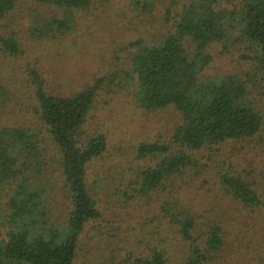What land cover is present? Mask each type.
I'll use <instances>...</instances> for the list:
<instances>
[{
    "label": "rangeland",
    "instance_id": "1",
    "mask_svg": "<svg viewBox=\"0 0 264 264\" xmlns=\"http://www.w3.org/2000/svg\"><path fill=\"white\" fill-rule=\"evenodd\" d=\"M15 1L14 9L0 20V34L15 39L19 49L16 54L0 53V83L4 86L0 129L21 128L35 134L37 159L33 163L41 171L36 181L44 189L48 218L47 225L38 218L35 232L45 234L47 226L62 232L70 210L60 151L39 117V88L51 95H70L104 77L79 130L82 141L98 134L106 137V150L86 169V186L100 217L85 224L71 264H131L154 251L164 253V264H191L197 255L192 253L195 245L206 255L200 264H264L262 211L235 200L219 180L233 166L264 195V129L259 138L230 141L213 150H186L196 164L177 175L173 184L137 192V173L163 157H138L137 146L143 142L172 145L180 114L173 105L151 110L138 105L137 74L131 62L136 47L132 43L138 38L158 40L166 34L161 8L166 7L163 1L171 0H90L88 7L67 9L69 18L58 12L60 19L65 18L63 24L61 20L51 23L52 17L48 23L36 22L39 13L47 19L56 10L41 0ZM208 52L207 75H244L251 67L243 57L247 53L243 45L223 49L213 43ZM249 90L264 116L263 83L257 80ZM180 148L172 145L171 152L164 155ZM8 188L0 186V233L10 227ZM177 211L192 216L196 244L181 236L175 218L182 216L173 214ZM212 225L220 228L221 244L216 250H207Z\"/></svg>",
    "mask_w": 264,
    "mask_h": 264
},
{
    "label": "trees",
    "instance_id": "2",
    "mask_svg": "<svg viewBox=\"0 0 264 264\" xmlns=\"http://www.w3.org/2000/svg\"><path fill=\"white\" fill-rule=\"evenodd\" d=\"M15 3L0 0V20L14 9ZM41 3L56 10L47 19L39 13L34 18L36 22L48 23L52 17L51 23L61 20L63 24L65 18L60 19L58 12L69 18L67 9L88 7L90 0ZM163 4L166 7L161 8L160 16L167 23L166 34L148 42L144 38L135 40L132 45L136 50L130 60L137 74L138 105L146 110L173 105L179 112L180 122L174 128L171 144L181 148L165 156L172 145L143 142L137 146L138 157L163 155L155 165L137 173L140 193L173 184L177 175L194 166L196 161L186 150H213L230 141L259 138L264 129V116L255 107L249 90L257 80L264 85V0H171ZM16 43L9 35L0 34V53H18ZM213 43H219L223 49L243 45L247 52L243 57L249 59L251 67L244 75H207L204 69L211 60L208 48ZM33 75L38 80V73ZM104 80L99 77L92 85L70 95H51L41 88L38 91L39 117L58 145L61 175L70 202L62 232L59 227L48 226L45 234L35 232L38 218L42 217L45 225L48 222L43 207L44 189L36 181L41 171L33 163L37 159L35 134L21 128L0 129V186L10 188V227L0 233V264H71L85 224L100 217L86 186V169L93 158L106 150V137L98 134L82 141L79 130ZM3 94L4 86L0 83V97ZM235 169L231 166L219 175L223 190L242 205L259 209L264 217V195ZM173 214L182 216L175 218L181 236L196 244L191 234L195 227L192 216L178 211ZM219 231L218 226H211L207 250L220 246ZM192 253L197 255L191 264L206 259L196 245ZM166 260L162 251H154L131 264H164Z\"/></svg>",
    "mask_w": 264,
    "mask_h": 264
}]
</instances>
